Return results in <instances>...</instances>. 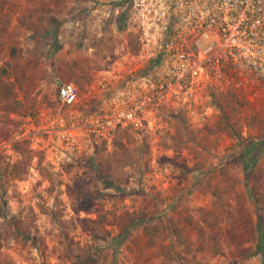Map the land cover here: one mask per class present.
<instances>
[{"label":"rangeland","instance_id":"rangeland-1","mask_svg":"<svg viewBox=\"0 0 264 264\" xmlns=\"http://www.w3.org/2000/svg\"><path fill=\"white\" fill-rule=\"evenodd\" d=\"M3 1L0 264H262L263 79L233 87L196 71L147 103L146 79L165 72L155 32L141 34L154 0ZM59 82L75 86L73 105L57 99ZM127 92L136 122L105 133ZM80 194L87 211L76 210ZM124 213L134 219L120 239Z\"/></svg>","mask_w":264,"mask_h":264},{"label":"built area","instance_id":"built-area-1","mask_svg":"<svg viewBox=\"0 0 264 264\" xmlns=\"http://www.w3.org/2000/svg\"><path fill=\"white\" fill-rule=\"evenodd\" d=\"M152 6L145 16L151 25H142L141 34L147 37L149 30L155 32L165 72L153 83L146 79L154 90L147 103L167 100L175 85L196 71L225 86L253 85L257 78L264 81V0H154ZM76 93L71 82L57 84L62 105H73ZM127 99L134 105L127 102L114 110L101 126L105 133L136 122L139 107L134 97Z\"/></svg>","mask_w":264,"mask_h":264},{"label":"trees","instance_id":"trees-1","mask_svg":"<svg viewBox=\"0 0 264 264\" xmlns=\"http://www.w3.org/2000/svg\"><path fill=\"white\" fill-rule=\"evenodd\" d=\"M5 6V2L3 0H0V11L3 9V7ZM1 21V20H0ZM7 57L9 60V65H8V69H6L8 71V77L12 76L14 81L17 83L19 77H22L23 74V69L20 66L19 62H20V58H21V53H20V49L18 47H16L14 44H10L7 47ZM2 72H4L2 70ZM10 87L9 84H6L5 82H0V103L2 102L1 107L2 108H8L10 105ZM6 112L8 110H5ZM264 145V139H262L258 144L257 147ZM251 150H248L246 153H248L247 155V162H246V167H250V159H251V155L249 153H251ZM15 168H14V173H15ZM250 191H252V195L255 196L253 202L257 203L258 201L261 200V197L258 196V191H257V187L256 186H252V188L250 189ZM78 201V206L76 208L77 211H87L89 209V202L86 201V197L83 194H80L79 197L77 198ZM261 216L259 214H256V221H255V226H254V232L257 235V242L254 245V251L255 253H258L261 255L262 258V264H264V227L262 224V220L260 218ZM133 215L129 214V213H124L121 217L118 218V222H117V227H118V234L116 238H122L124 233L127 231V228L133 224ZM212 237V238H211ZM210 239H214V236H210ZM237 246H239V243L237 242ZM246 248H240L239 253H243L244 251H246Z\"/></svg>","mask_w":264,"mask_h":264}]
</instances>
